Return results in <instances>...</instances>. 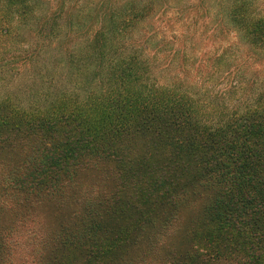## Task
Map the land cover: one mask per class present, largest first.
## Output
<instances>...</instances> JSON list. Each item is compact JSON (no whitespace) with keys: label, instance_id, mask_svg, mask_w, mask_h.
Listing matches in <instances>:
<instances>
[{"label":"trees","instance_id":"obj_1","mask_svg":"<svg viewBox=\"0 0 264 264\" xmlns=\"http://www.w3.org/2000/svg\"><path fill=\"white\" fill-rule=\"evenodd\" d=\"M122 1L0 0V57L20 47L0 74L32 62L39 80L53 48L64 83L34 78L2 96L0 211L24 227L42 207L69 211L54 233L30 232L36 264H264V77L231 66L232 44L210 74L187 79L198 57L185 53L175 75L180 54L169 61L161 32L144 26L158 0ZM231 17L227 32L264 60V10L235 3ZM222 77L246 80L216 92ZM12 232H0V253Z\"/></svg>","mask_w":264,"mask_h":264},{"label":"rangeland","instance_id":"obj_2","mask_svg":"<svg viewBox=\"0 0 264 264\" xmlns=\"http://www.w3.org/2000/svg\"><path fill=\"white\" fill-rule=\"evenodd\" d=\"M248 1L251 3L253 2L256 10L259 8L264 10V0H183L182 3H179L177 0L173 2L172 6L163 3L162 0H158L160 8L159 13L153 18H149L144 26H146L147 29L150 26H153L155 30L161 32L160 37L163 39V42L160 46L162 47L165 45V47L168 48V53L171 55L169 61H171V58L175 55V53L180 54L177 61L173 63V66L178 68L175 75L183 74L182 71L186 66L183 62L185 53L198 57L197 64L191 68V71L195 68L194 72L193 74H190L187 79L193 80L198 70H203L204 72L207 71L210 74L212 71V61L222 54V50L226 46L232 44L235 46L232 48L234 54L233 57H236V59L238 58L239 60L231 62V66L237 71L241 70L240 73L249 71V73L254 72L253 74L264 77V60L257 62V56H252V53L250 52L251 47L245 42V40H242L241 42L237 34L234 32H227V28H231L233 26L231 12L234 9L235 3L237 5L242 2L247 3ZM148 2L153 3L152 0H141L142 4H147ZM125 4H127V0H123L121 3V5ZM56 8V5H52L50 7L52 11H55ZM63 24L67 23H65V21L59 23L61 31L66 29ZM212 25L214 27L222 25L221 31L219 29H213ZM224 25H226L227 28H224ZM31 39L34 40V38L30 37V40ZM225 41H228V43ZM26 45L30 44L28 43ZM9 46L12 47V49L4 50L0 57V60L3 59L2 64L16 58V53L20 51L19 46H11V44ZM191 48H194V50L191 51ZM18 56L22 57L20 55ZM41 56V59L34 68V70H38V72H45L39 80L33 75V71L31 70L32 62H26L23 65H21L22 63L20 64L21 67L19 68H21L22 74L21 72L18 73L15 69H11L15 66V62L14 64L10 63L9 65L2 67L3 72L0 74V100L6 93L14 95L15 89L19 85H21L24 89L29 88L31 86V81L34 78H36L39 83L38 88L42 87L44 79L45 82H52L57 87L63 86L64 83L59 80V75L55 71L58 63V69L60 68L61 62L58 52L53 50V48H48L43 51ZM55 57L59 58L56 62L55 59L57 58ZM252 69H254V71ZM57 71L59 72L60 70ZM11 77L15 78L11 80ZM47 77L49 78L48 81H46ZM223 77L219 79V85L217 82L216 92H219L220 87H222L225 91V89L230 88V85L237 82L239 86V82L246 80L245 78L237 77L236 79H238V81L232 84L233 77L229 80V82H227V80ZM214 84L215 83L209 82L210 86H213ZM249 84H252V81L249 82ZM14 85L15 87L13 88ZM251 90L252 88L249 87L248 91L250 92ZM23 95L22 98L19 97L21 99L19 100L21 101L22 106L28 107L30 104L27 97L28 91ZM19 100L15 99V101ZM84 179L87 182H94L95 175L93 173H87L84 175ZM197 215V208H192L186 211L185 218L189 220L190 218L197 217ZM39 216L37 227H32L33 224H29V227H24L19 220L20 217L18 214L13 213L12 210L0 211V222L2 223L0 232L7 234L9 231L13 230L10 239H12V237L15 239V242L10 243L11 245L9 249L5 246V250L0 253V264H36L33 256L31 255L33 244L30 243V232L35 231L38 234L40 232L42 235L54 233L57 225V219H67L69 211L65 210L61 213H56V209L50 205L47 208L42 207L40 209ZM14 230H16L15 233ZM25 230L27 232H25Z\"/></svg>","mask_w":264,"mask_h":264}]
</instances>
